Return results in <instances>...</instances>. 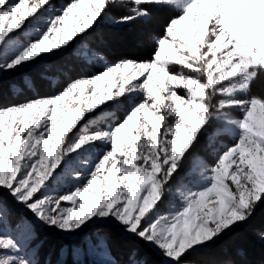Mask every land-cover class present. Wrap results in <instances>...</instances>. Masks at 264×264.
I'll list each match as a JSON object with an SVG mask.
<instances>
[{"label": "snow or ice", "instance_id": "1", "mask_svg": "<svg viewBox=\"0 0 264 264\" xmlns=\"http://www.w3.org/2000/svg\"><path fill=\"white\" fill-rule=\"evenodd\" d=\"M258 215L264 0H0V264H264Z\"/></svg>", "mask_w": 264, "mask_h": 264}, {"label": "trees", "instance_id": "2", "mask_svg": "<svg viewBox=\"0 0 264 264\" xmlns=\"http://www.w3.org/2000/svg\"><path fill=\"white\" fill-rule=\"evenodd\" d=\"M132 25L136 27V31L141 30L142 33L136 36L133 41L129 42L130 47L133 48L135 51L139 50L140 52L146 54L145 48L143 44L141 43L143 32H144L143 25L142 24L138 25L137 23H134V24H129L124 28H129V26L131 27ZM125 44L127 43L125 42ZM136 44H139L140 47L137 48ZM117 49L118 50L116 51V55L113 57V59H115V57H118L120 55H122V57L124 55H127L128 50L126 52L125 50L126 48L125 49L123 48L121 50V47H119ZM48 76L50 79L59 78L55 70L49 72ZM260 230H264V216L258 215L252 223L242 227L241 229H238L232 235L225 237L221 243L230 248H236V247L247 248L250 254L255 259H260L261 255L264 254V244L261 242V240L257 238V236L255 237V235ZM216 255L219 259H227V257L222 252L217 251Z\"/></svg>", "mask_w": 264, "mask_h": 264}, {"label": "rangeland", "instance_id": "3", "mask_svg": "<svg viewBox=\"0 0 264 264\" xmlns=\"http://www.w3.org/2000/svg\"><path fill=\"white\" fill-rule=\"evenodd\" d=\"M138 25H139V23H137ZM122 32H123V34L125 35V37H126V43L127 44H123L122 46H121V50L124 48H126L125 50H126V52H127V50H128V52H127V56L129 57V58H134V59H145L146 58V54H144V53H142V52H140L139 50L138 51H135L133 48H131L130 47V41H133L134 40V38L136 37V36H138V35H140L141 33H142V31L141 30H139V31H136V27L135 26H129V28H123L122 29ZM129 43V44H128ZM136 47L138 48V47H140V45L139 44H136ZM118 49H116L115 51H117ZM119 58H122V55H120V56H118V57H115V59H119ZM92 70V72H95V71H98V70H102V69H96V68H92V69H90V71ZM257 236V234L255 235V237ZM262 242V241H261ZM242 243H244V242H242ZM263 244H264V242H262Z\"/></svg>", "mask_w": 264, "mask_h": 264}]
</instances>
